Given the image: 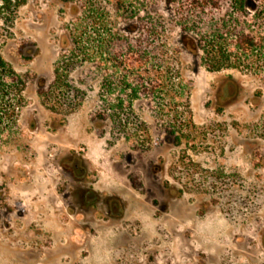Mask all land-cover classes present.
<instances>
[{
    "label": "rangeland",
    "instance_id": "1",
    "mask_svg": "<svg viewBox=\"0 0 264 264\" xmlns=\"http://www.w3.org/2000/svg\"><path fill=\"white\" fill-rule=\"evenodd\" d=\"M67 21L56 0L0 14L1 56L29 78L0 148V264H264V75L193 72L182 54L188 115L140 98L101 119L90 68L52 83ZM72 153L79 182L59 166ZM72 186L117 194L120 218L79 213Z\"/></svg>",
    "mask_w": 264,
    "mask_h": 264
},
{
    "label": "trees",
    "instance_id": "2",
    "mask_svg": "<svg viewBox=\"0 0 264 264\" xmlns=\"http://www.w3.org/2000/svg\"><path fill=\"white\" fill-rule=\"evenodd\" d=\"M56 1L68 21L52 83L66 87L77 68H90L103 106L98 118H118L140 98L160 111L177 113L183 106L188 115L191 86L182 75V54L190 56L193 72L236 69L264 75V0ZM24 3L1 0L0 14ZM157 3L166 14L152 9ZM28 80L0 53V148L17 128ZM37 92H43V85ZM174 139L178 144L179 138Z\"/></svg>",
    "mask_w": 264,
    "mask_h": 264
},
{
    "label": "flooded vegetation",
    "instance_id": "3",
    "mask_svg": "<svg viewBox=\"0 0 264 264\" xmlns=\"http://www.w3.org/2000/svg\"><path fill=\"white\" fill-rule=\"evenodd\" d=\"M75 153L67 156L60 162V167L69 166L65 172L68 178L79 182V178L74 176V171L77 169V164L73 163L72 160L75 157ZM167 189L171 190V187L167 184ZM71 195L69 199L73 201L72 208L78 210L79 213L87 214L91 213V208L94 205L101 207L99 210L109 219H118L120 215L115 213L118 207H122V198L115 193H108L100 196L97 192L92 189H88L83 186H72ZM173 197V195H172ZM90 210V211H89Z\"/></svg>",
    "mask_w": 264,
    "mask_h": 264
}]
</instances>
